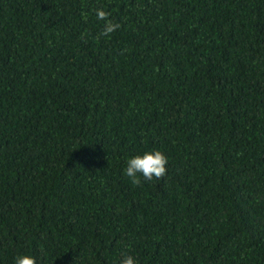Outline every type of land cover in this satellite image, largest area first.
<instances>
[{"label": "trees", "instance_id": "1", "mask_svg": "<svg viewBox=\"0 0 264 264\" xmlns=\"http://www.w3.org/2000/svg\"><path fill=\"white\" fill-rule=\"evenodd\" d=\"M151 150L166 174L133 184ZM20 252L264 264V0H0V264Z\"/></svg>", "mask_w": 264, "mask_h": 264}, {"label": "clouds", "instance_id": "2", "mask_svg": "<svg viewBox=\"0 0 264 264\" xmlns=\"http://www.w3.org/2000/svg\"><path fill=\"white\" fill-rule=\"evenodd\" d=\"M93 11L96 20L103 21L102 36L107 37L119 28V24L112 22L110 13L103 8H97ZM167 164V157L161 151H146L143 154L128 157L125 161L123 174L133 184H138L141 177L144 180L163 177L167 171ZM13 264H36V259L30 254L20 252L14 256ZM121 264H138V261L133 255H124Z\"/></svg>", "mask_w": 264, "mask_h": 264}]
</instances>
